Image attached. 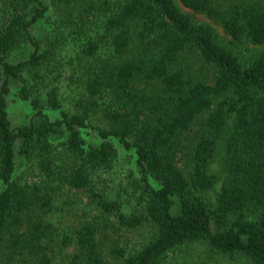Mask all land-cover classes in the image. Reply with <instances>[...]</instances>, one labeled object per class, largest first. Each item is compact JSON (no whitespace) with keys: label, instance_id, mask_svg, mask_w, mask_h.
I'll return each instance as SVG.
<instances>
[{"label":"trees","instance_id":"trees-1","mask_svg":"<svg viewBox=\"0 0 264 264\" xmlns=\"http://www.w3.org/2000/svg\"><path fill=\"white\" fill-rule=\"evenodd\" d=\"M180 1L193 13L176 0H50L56 25L42 47L33 28L50 5L0 0V264H51L55 243L74 246L73 264H166L198 247L217 263L264 264V6ZM73 37L81 87L66 109L51 72ZM13 84L33 111L16 126ZM114 139L135 150L140 210L95 181L118 160ZM18 155L35 181L16 177ZM215 162L225 180L213 200ZM64 188L96 213L61 235L48 216ZM144 225L147 239L122 242L121 230Z\"/></svg>","mask_w":264,"mask_h":264},{"label":"rangeland","instance_id":"rangeland-1","mask_svg":"<svg viewBox=\"0 0 264 264\" xmlns=\"http://www.w3.org/2000/svg\"><path fill=\"white\" fill-rule=\"evenodd\" d=\"M50 5V0H42ZM180 8L187 12H192L189 8L185 7L180 0H176ZM235 2H256L264 6V0H215L216 4L226 6ZM195 16L203 21L213 25L218 32L226 39L229 36L225 33L220 23L208 18L203 13H195ZM57 14L53 6L50 5L49 12L46 13L44 19L37 23L33 32L37 39L40 41L42 47L45 45L47 39L51 37V32L56 25ZM255 47V46H253ZM79 48V39L75 37L70 38L64 45L62 50L57 53L58 60L52 65L53 71L51 75L53 81L59 87L61 96L63 98L64 108L71 106L73 98H75L78 90L81 87L79 76V62L76 57ZM29 48L24 46L15 51L11 59H19L27 56ZM55 69V70H54ZM19 84H13L11 94L9 95V113L13 125L29 121L33 113L31 106L28 102L21 100L17 96V88ZM53 118L59 116V111L48 110ZM93 123L101 125L100 118H94ZM85 137L87 143H96L97 132L95 129L88 128L85 130ZM65 138L62 134L55 137V144L58 150L63 151V140ZM117 147L119 148V156L115 165L110 170H103L96 172L94 175L95 181L100 188H104L109 196L119 198L126 211L140 210L143 203L139 198L137 188L139 185V178L141 176L139 168L136 164L135 150L131 148L126 150L118 139H114ZM213 169L219 174L220 181L217 183L214 190L209 192V197L213 200L217 198L219 191L225 180V174L215 162ZM16 177L22 181H35L37 177V170L31 162H27L20 155L17 156V170ZM96 213L95 208L88 203L84 194L64 188L58 192L54 199L52 211L48 216L50 220L58 229L59 234L64 232L70 233L81 219L91 218L90 216ZM151 228L144 225L135 230H121L119 232L120 238L124 244L129 246H136L143 242L150 236ZM74 246L62 248L58 243L52 245V261L51 264H73L71 255ZM166 264H237L233 260H224L217 263L216 258L209 257L206 252L201 248H194L178 252L176 255L168 258Z\"/></svg>","mask_w":264,"mask_h":264}]
</instances>
